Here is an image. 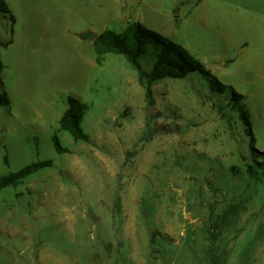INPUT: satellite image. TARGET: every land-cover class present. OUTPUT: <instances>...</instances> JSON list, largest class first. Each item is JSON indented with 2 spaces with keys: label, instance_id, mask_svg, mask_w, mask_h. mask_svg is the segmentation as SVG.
<instances>
[{
  "label": "rangeland",
  "instance_id": "1",
  "mask_svg": "<svg viewBox=\"0 0 264 264\" xmlns=\"http://www.w3.org/2000/svg\"><path fill=\"white\" fill-rule=\"evenodd\" d=\"M5 1L0 177L53 165L0 191V264H264V171L239 118L263 151L264 0ZM132 21L243 99L194 72L155 83L149 106L123 56L99 66L79 37ZM69 96L88 105L89 143L59 131Z\"/></svg>",
  "mask_w": 264,
  "mask_h": 264
},
{
  "label": "trees",
  "instance_id": "2",
  "mask_svg": "<svg viewBox=\"0 0 264 264\" xmlns=\"http://www.w3.org/2000/svg\"><path fill=\"white\" fill-rule=\"evenodd\" d=\"M0 13L15 23V16L5 0H0ZM6 46L7 44H1ZM95 60L102 66L104 57L108 54L121 55L125 61L137 71L138 78L145 88V99L149 106L154 105L153 85L164 79H181L190 73L199 72L208 77L213 90L224 93L229 89L236 101L243 99L232 87L226 86L214 77L205 65L182 45L170 38L146 27L138 21L130 22L121 32L105 30L93 38ZM10 98L5 92H0V107H9ZM66 110L59 119V131L66 132L76 142H90L83 121L88 111V105L81 99L69 96ZM239 118L244 125L245 134L252 141L251 161L255 167L264 171V150L254 146L255 138L251 130L250 120L246 111L240 109ZM53 147L58 154L69 153L63 147L57 134L52 137ZM50 160L24 166L16 172L0 177V191L11 186H17L23 179L40 169L51 167ZM250 172V171H249Z\"/></svg>",
  "mask_w": 264,
  "mask_h": 264
},
{
  "label": "water",
  "instance_id": "3",
  "mask_svg": "<svg viewBox=\"0 0 264 264\" xmlns=\"http://www.w3.org/2000/svg\"><path fill=\"white\" fill-rule=\"evenodd\" d=\"M95 36H96V34L93 32H85V33H82L79 35V37L83 40L91 39V38L93 39ZM153 254L158 255L157 253H153Z\"/></svg>",
  "mask_w": 264,
  "mask_h": 264
},
{
  "label": "crops",
  "instance_id": "4",
  "mask_svg": "<svg viewBox=\"0 0 264 264\" xmlns=\"http://www.w3.org/2000/svg\"><path fill=\"white\" fill-rule=\"evenodd\" d=\"M114 18H116V17H114ZM132 22H134V21H132ZM129 23H130V22H128L127 25H128ZM127 25H126V26H127ZM126 26H125V28H126ZM105 30H107V29H105ZM105 30H104V31H105ZM104 31H103V32H104ZM101 33H102V32H101ZM101 33H100V34H101Z\"/></svg>",
  "mask_w": 264,
  "mask_h": 264
},
{
  "label": "bare ground",
  "instance_id": "5",
  "mask_svg": "<svg viewBox=\"0 0 264 264\" xmlns=\"http://www.w3.org/2000/svg\"><path fill=\"white\" fill-rule=\"evenodd\" d=\"M187 219V218H186Z\"/></svg>",
  "mask_w": 264,
  "mask_h": 264
}]
</instances>
